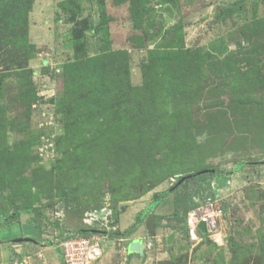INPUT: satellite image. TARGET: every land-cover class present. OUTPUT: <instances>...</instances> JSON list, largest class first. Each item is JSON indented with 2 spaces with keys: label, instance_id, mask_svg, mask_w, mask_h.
<instances>
[{
  "label": "rangeland",
  "instance_id": "obj_1",
  "mask_svg": "<svg viewBox=\"0 0 264 264\" xmlns=\"http://www.w3.org/2000/svg\"><path fill=\"white\" fill-rule=\"evenodd\" d=\"M24 1L12 19L0 0V212H40L3 227L0 264L34 246L19 253L18 233L48 260L57 220L89 227L97 207L122 218L101 225L98 264H264V0ZM215 168L224 215L193 238L175 196L193 185L182 178ZM171 187L137 223L164 217L143 233L154 245L127 252L130 237L110 235L122 213L130 228Z\"/></svg>",
  "mask_w": 264,
  "mask_h": 264
},
{
  "label": "trees",
  "instance_id": "obj_2",
  "mask_svg": "<svg viewBox=\"0 0 264 264\" xmlns=\"http://www.w3.org/2000/svg\"><path fill=\"white\" fill-rule=\"evenodd\" d=\"M31 2V1H30ZM30 2H26L24 0H12L11 4L8 5L9 8H6L5 10L10 11V17L12 19L18 17V12L20 10H27L30 6ZM243 164H240L238 167L241 168ZM199 171L193 172L190 174L189 177H186V181H189V183L193 184L192 186H187L185 190H182L180 192L176 193L175 200H174V217L178 223H181V225L184 228L188 227V215L189 212L193 209L197 208L201 202L196 198V193L202 190H208L207 193L210 194V196L214 197V191L212 187V181L217 175H221L224 173L221 169H213L212 171H208L205 173H198ZM181 179V178H180ZM182 185V184H180ZM178 184L177 188L180 186ZM176 187L169 188L166 192L161 193L158 197L155 198V202L151 203L146 209H144L138 216H136L135 223L126 230L118 231L113 230L110 235L113 236H119V237H127L132 235L138 228L137 223H142L145 219L146 214L151 212L153 208L157 207L159 203L163 200V197L166 196L168 192L175 191L177 189ZM90 210H101V207L93 208ZM32 213V212H40V209L30 206V205H24V206H15V208L11 212H0V228L6 227L12 223H15L18 221V219L21 217L22 213ZM164 217L161 215H156L154 219V226L148 225V231L150 234L155 232V229L159 226H162V219ZM112 219L117 221L119 223V212H113L112 213ZM30 223H34L36 221L35 217H31L29 219ZM172 223V220L170 221ZM56 225L58 228H60V231L65 234L66 232L71 231H80V232H90V228H79V229H69L65 228L63 223H60L59 220H57ZM168 226H173L171 224H167ZM177 226V225H176ZM200 234L205 235V233L200 232ZM18 237L12 239L10 243L13 245H18L19 243L22 244L24 242H30L32 240L33 242L39 243L40 240L32 237H28V239H23L19 241L17 239ZM3 242H0L2 244ZM60 251V250H59ZM61 253V251H60ZM133 255V254H130ZM17 255L14 254L13 258H15ZM62 256V253H61ZM20 264H24L23 262H20ZM163 264V263H162Z\"/></svg>",
  "mask_w": 264,
  "mask_h": 264
},
{
  "label": "built area",
  "instance_id": "obj_3",
  "mask_svg": "<svg viewBox=\"0 0 264 264\" xmlns=\"http://www.w3.org/2000/svg\"><path fill=\"white\" fill-rule=\"evenodd\" d=\"M104 211L105 214L99 216ZM224 215V209L221 205L215 203L211 196L201 202L199 206L189 213L188 226L191 237L196 238L199 233L198 225L204 221L207 231L216 227L219 219ZM112 220V210L101 208V210H88L85 213L84 223L90 228V232L71 231L66 232L62 237L56 238L54 245L61 251L64 264H98L104 255V234L105 231L101 225L108 227ZM99 227V228H97ZM127 240L121 237L120 240ZM110 239L107 240L109 242ZM36 243V242H35ZM154 236L149 235L143 239V248L147 250L154 245ZM128 245L126 251L128 252ZM40 251V252H39ZM41 256L42 251H35V254ZM31 255H34L31 253Z\"/></svg>",
  "mask_w": 264,
  "mask_h": 264
},
{
  "label": "crops",
  "instance_id": "obj_4",
  "mask_svg": "<svg viewBox=\"0 0 264 264\" xmlns=\"http://www.w3.org/2000/svg\"><path fill=\"white\" fill-rule=\"evenodd\" d=\"M127 212H129V211H124L122 214V217H126L125 218V221H124V224L122 225V227L120 228V229H122V231L123 230H125V229H127L128 227H129V225L131 224V222H130V220H129V222H128V218H130V215L129 214H127ZM122 219V218H121ZM120 219V220H121ZM121 223V222H120ZM17 224H20L19 222H15V223H12V224H10V225H8V226H6V228L7 227H16L15 225H17ZM22 226L25 228L26 227V225L25 224H22ZM79 228H83V227H79V226H77V228L76 229H79ZM115 228V227H114ZM2 229H4V228H0V231L2 230ZM13 229H15V231L17 230L16 228H13ZM160 228H158L157 230H159ZM73 230H75V229H73ZM18 231V230H17ZM22 232H24V233H28V234H30V233H33V232H31V230H26V229H22ZM147 232V228L145 227V229H144V227H140V228H138L132 235H130L129 237H130V239L128 240V243L130 242V241H132L134 238H141L142 240L144 239L143 238V233H146ZM148 233V232H147ZM148 234H150V233H148ZM19 236H21V234H16L14 237H19ZM111 241H112V239H110V243H111ZM29 243V242H28ZM29 245H30V243H29ZM34 245V246H33ZM43 243L41 244H39V243H32V246L33 247H31V246H28L27 245V247L26 246H22V249L21 248H19L20 246H15V245H13V246H15V248L16 249H18V252L20 251V249H21V259H16V260H18L17 262H23L24 264H62V262H61V260H62V256H59V254H60V251H59V249L54 245V244H45V246L44 247H46L45 249H48V250H46L45 251V258L47 257V259H48V257H49V259L48 260H46V261H44V260H41V259H39L38 258V256L35 254V251H38V250H43ZM44 249V250H45ZM17 251V250H16ZM31 252L34 254V255H31ZM20 253V252H19ZM130 257H133L134 258V256H130ZM36 260V261H35ZM133 262V261H132ZM134 263V262H133Z\"/></svg>",
  "mask_w": 264,
  "mask_h": 264
},
{
  "label": "water",
  "instance_id": "obj_5",
  "mask_svg": "<svg viewBox=\"0 0 264 264\" xmlns=\"http://www.w3.org/2000/svg\"><path fill=\"white\" fill-rule=\"evenodd\" d=\"M212 170H213V169H212ZM212 170H211V171H212ZM208 171H210V170L205 169V170L199 171L198 173H205V172H208ZM189 176H190V175L185 176V177L182 178V179H185L186 177H189ZM182 179H181V180H182ZM104 214H105V212L102 211V212L99 214V216H102V215H104ZM113 223H115V222H112V224H113ZM198 228L200 229V231H201L202 233H206V231H207L206 223H205L204 221H202V222L199 223ZM23 239H25V238H20V239H18V240H23ZM170 239H171V236H170ZM128 252H130V253L144 254L143 240H142L141 238H134V239L130 242V244H129V246H128Z\"/></svg>",
  "mask_w": 264,
  "mask_h": 264
},
{
  "label": "clouds",
  "instance_id": "obj_6",
  "mask_svg": "<svg viewBox=\"0 0 264 264\" xmlns=\"http://www.w3.org/2000/svg\"><path fill=\"white\" fill-rule=\"evenodd\" d=\"M191 212V211H190ZM189 212V213H190ZM188 217H189V215H188ZM112 222H115L114 224H117V221H115V220H111ZM114 224H112V225H114ZM188 228H189V226H188ZM201 231H200V229H199V233H200ZM21 237H18L17 239H20ZM23 238V237H22ZM125 238H127V237H125ZM19 241H21V240H19ZM131 242V241H130ZM130 242L128 243V246H129V244H130ZM20 244V243H19Z\"/></svg>",
  "mask_w": 264,
  "mask_h": 264
}]
</instances>
